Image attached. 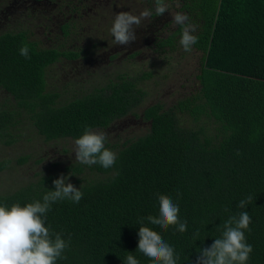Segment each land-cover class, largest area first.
<instances>
[{
	"label": "trees",
	"instance_id": "obj_1",
	"mask_svg": "<svg viewBox=\"0 0 264 264\" xmlns=\"http://www.w3.org/2000/svg\"><path fill=\"white\" fill-rule=\"evenodd\" d=\"M145 1L152 13L147 25L161 22L168 32L155 43L166 59L182 48L181 26L169 14H187L196 25L191 51L201 54L198 85L173 105H145L148 93L140 84L152 73L140 78L106 71L93 87L88 81L89 87H53L45 74L53 53H35L25 30L0 37V155L36 144L39 155L49 144L58 154L51 166H41L45 157L31 150L19 157V165L34 160L39 170L0 192V205L42 200L61 175L82 186L79 203L57 201L46 214L45 226L69 242L67 259L56 264H124L129 254L153 264L137 251L138 231L141 217L159 216L158 194L179 206L187 231L163 230L146 219L144 226L173 247L177 264H195L198 249L221 235L217 227L247 211L245 236L253 247L247 264H264V0H165L163 16H156L154 0ZM23 45L30 59L20 55ZM129 118L147 127L143 134L106 137L105 147L116 154L112 167L81 164L70 154L85 128H117ZM10 165V159L0 162V173ZM248 196L252 202L238 208Z\"/></svg>",
	"mask_w": 264,
	"mask_h": 264
},
{
	"label": "clouds",
	"instance_id": "obj_2",
	"mask_svg": "<svg viewBox=\"0 0 264 264\" xmlns=\"http://www.w3.org/2000/svg\"><path fill=\"white\" fill-rule=\"evenodd\" d=\"M156 16H163L168 11L165 0H154ZM152 15L144 10L139 15L121 11L116 13L110 29L117 45H130L137 40L134 26H139L143 19ZM172 22L181 26L180 45L186 52L197 43L198 37L193 35L196 25L188 23L189 17L184 13L172 15ZM20 55L30 59L29 48L23 45ZM106 133L85 128L83 134L74 141L75 160L81 164H99L110 168L115 164L116 154L105 147ZM71 175V174H70ZM68 177L61 175L53 181L54 189L47 191L42 200L21 206L19 202L0 205V264H56L58 259H67L63 255L69 247V242L62 238L61 233H55L45 226L46 214L51 205L57 201L69 200L79 203L83 198L81 187L77 188L68 182ZM159 216L149 215L140 218L138 231V249L148 257L153 264H177L179 257L173 247L166 243L162 236L149 226H144L146 219L149 224L167 230L176 226L181 233L187 231V221L179 219V206L167 195L157 196ZM248 196L239 201L237 207L244 209L252 202ZM227 211V209H226ZM251 217L247 211L230 216L217 227L221 232L218 238L207 247L199 248L195 264H247L252 245L246 242L245 230H250ZM199 237V231L195 237ZM124 264H140L132 254L127 255Z\"/></svg>",
	"mask_w": 264,
	"mask_h": 264
},
{
	"label": "flooded vegetation",
	"instance_id": "obj_3",
	"mask_svg": "<svg viewBox=\"0 0 264 264\" xmlns=\"http://www.w3.org/2000/svg\"><path fill=\"white\" fill-rule=\"evenodd\" d=\"M105 2L108 8L111 4L124 6L127 3H138V0L135 2L132 0H0V37L18 35L25 30L35 53L43 55L53 53L56 57L55 61H50L51 63L45 67L46 79L53 87L73 88L82 84L86 86L87 80L83 78V72L86 73V78L98 77L96 70L106 75L105 72H111V68L120 56L119 53L116 54L119 45L114 42L112 34L106 31L105 34L110 35V39H102L103 28L98 25V21L103 17L102 8ZM140 8L143 11L149 10L142 1L138 11ZM131 13L133 14L132 11ZM149 19L151 17L145 20ZM139 29L141 31L137 36L140 35L143 40H140L138 45L134 42V46L131 47L133 49L130 50L138 49V51L135 53L124 51V55H129L128 58L126 57L128 64H132L133 58L143 53L141 49L143 47L160 55L155 43L165 37V33L168 34L161 22L160 25L154 22L149 25L146 23V26H139ZM123 70L127 74L125 69ZM120 71L116 67L113 69V73ZM145 74L151 73H143L139 77ZM95 83L97 82L94 81V85ZM143 84L144 82L140 85L143 87ZM134 120L147 127V123L142 119ZM121 122L116 123L119 125ZM115 130L113 125L103 129V132L107 137ZM115 136L120 138V133L115 132ZM74 147L73 143L69 148L70 152ZM72 157H75V153H72Z\"/></svg>",
	"mask_w": 264,
	"mask_h": 264
},
{
	"label": "rangeland",
	"instance_id": "obj_4",
	"mask_svg": "<svg viewBox=\"0 0 264 264\" xmlns=\"http://www.w3.org/2000/svg\"><path fill=\"white\" fill-rule=\"evenodd\" d=\"M132 1L135 2L136 0ZM141 1L143 0H138V3L141 4ZM138 3H127L124 6L111 4V6L107 8V3L105 2L102 8L103 17H101L98 21L99 24L97 23L103 28L101 32L103 35L102 39H110V29L112 27L116 13L121 11H132L134 15H139L141 12H143L142 8H140V11H138ZM144 6H147L146 3H144ZM172 15L173 13L169 14L170 18H173ZM146 23L147 20L143 19L141 25L144 27L146 26ZM139 26H134L136 30V36L138 35L139 31H141L139 29ZM106 31L110 35L106 36ZM140 40H143V38L139 35V37L137 36V40L134 41L135 44L138 45V42ZM134 42H132L130 45H119V47L117 48L118 52L116 51V54L119 53L120 56L114 63V67L111 68V72H113V69L116 67L118 70L125 69L128 76L131 77H139L143 73H152V78L150 80H147L143 84V88L148 93L145 105H152L159 101L168 104V106L173 105L180 98L185 95H189L191 92H193V90H195L198 85L196 74L201 58V54L199 52H197L196 50L186 52L180 47L179 51L171 55L172 57L166 59L163 55H158L152 50L143 47L141 48L143 49V53L133 58L134 61L132 64H128L129 62H127V58L129 55H124V51H129L132 53L137 52L138 49L130 51L131 49H133L131 47L134 46ZM96 73L97 75L99 74L98 77L86 78L87 75L85 72H83V78H85L89 82L90 87H93L94 81L97 83H103L104 76L100 73L99 70H96ZM89 86L86 84V87ZM144 129L145 124H142L139 121H135L133 118H129L125 121H122L116 128L115 132H119L120 135L125 136L132 133L143 134L142 131ZM59 145L60 144H58V146ZM36 146L37 144L32 145L31 149L12 146L5 150V154L0 155V162L8 159L11 160L10 167L0 173V192H10L23 184V180L34 177L35 173L39 170L34 160H31L25 165H19L17 163L19 157L26 154L27 152L29 153L30 150L34 156L37 155L38 157L42 155L45 157V161L41 166H51V164L55 162L52 161L53 158L56 157V155L58 156V154L54 151L56 148L55 145H42V149L40 150L41 155H39L40 153ZM73 152L74 149L70 152V154H72Z\"/></svg>",
	"mask_w": 264,
	"mask_h": 264
}]
</instances>
